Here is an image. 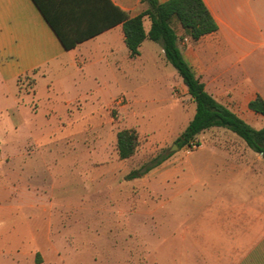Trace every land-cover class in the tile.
I'll use <instances>...</instances> for the list:
<instances>
[{
    "label": "rangeland",
    "instance_id": "1",
    "mask_svg": "<svg viewBox=\"0 0 264 264\" xmlns=\"http://www.w3.org/2000/svg\"><path fill=\"white\" fill-rule=\"evenodd\" d=\"M236 8L252 26L263 21L264 0H243ZM180 46L186 50L188 39ZM263 49L251 54L249 67ZM120 58L128 78L121 63L117 72L103 62L107 87L94 91L89 81L67 98L84 100L70 105H49L42 88L36 97L30 76L19 80L17 101L15 86L0 87V264L226 263L227 228L216 220L230 195L225 184L244 181L247 196H264L262 156L223 128L200 134L197 149L174 148L196 107L161 43L147 40L141 56ZM209 67L196 66L209 92L254 128L264 127L262 117L222 90ZM123 129L139 136L128 160L117 151ZM160 155L170 157L126 180ZM31 203L39 204L36 213H17ZM29 225L40 229L35 245Z\"/></svg>",
    "mask_w": 264,
    "mask_h": 264
},
{
    "label": "crops",
    "instance_id": "2",
    "mask_svg": "<svg viewBox=\"0 0 264 264\" xmlns=\"http://www.w3.org/2000/svg\"><path fill=\"white\" fill-rule=\"evenodd\" d=\"M43 1L64 36L70 42H78L77 46L72 50L65 48L35 0H0L1 88L10 84L15 86L13 96L17 101L19 80L30 76L35 81L36 97L38 89L42 88L47 93L45 97L49 105L61 107L84 100L80 99L81 95L67 98L72 92L79 93L89 81L93 83L94 91L107 87L103 62L117 72L121 63L125 71L123 75L128 78L129 66L124 64L120 56H125L128 61L133 58L126 44L123 24H114L116 14L111 4L130 17H135L148 8L146 3L141 0ZM166 1L159 0L160 3ZM204 1L217 21L219 30L206 35L197 44H190L188 40L183 55L197 77L205 83L208 92L203 71L196 68L198 63H208L210 76L216 78L222 90L231 93L250 114H257L249 109V103L257 95L264 99V56H257L254 68L247 63L252 53L264 47V18L252 26L242 16L241 10L235 9L243 0ZM140 50L142 53V46ZM189 56L201 58L192 59ZM202 56L211 58L208 60ZM236 70H239L240 76ZM117 75L111 76L116 85L120 83ZM185 89V94L189 95ZM209 93L219 101L217 95ZM257 115L264 119V116ZM246 187L244 181L225 184L230 195L225 198L228 201L224 203V217L216 218L219 224L222 220V225L227 228L223 248L225 264H264V196H247L241 191ZM38 206V203H31L17 213L25 218L28 209L36 213ZM11 211L10 205L7 212ZM38 231L40 229L34 226H27V232L34 240L33 245L37 243ZM217 246L220 248L219 244Z\"/></svg>",
    "mask_w": 264,
    "mask_h": 264
},
{
    "label": "trees",
    "instance_id": "3",
    "mask_svg": "<svg viewBox=\"0 0 264 264\" xmlns=\"http://www.w3.org/2000/svg\"><path fill=\"white\" fill-rule=\"evenodd\" d=\"M148 8L135 17L111 4L116 14L115 23H122L125 40L131 58L141 55V46L146 40L161 43L167 62L177 71L188 94L195 104L196 111L182 134L177 138L179 149L198 144L197 137L212 128L226 129L239 138L255 153L262 155L264 160V127L256 129L235 113L228 106L220 103L207 90L205 83L197 77L189 65L180 41L188 39L197 43L203 37L219 30V25L204 0H141ZM47 21L51 24L67 50H72L78 42H70L62 33L57 22L50 15L43 0H35ZM109 2V0H108ZM150 21L149 30L145 20ZM249 109L264 116V99L261 95L249 103ZM139 145L138 133L133 129H123L117 135V151L121 160L132 158ZM170 156L160 155L150 164L131 171L126 180L142 178L159 167Z\"/></svg>",
    "mask_w": 264,
    "mask_h": 264
},
{
    "label": "built area",
    "instance_id": "4",
    "mask_svg": "<svg viewBox=\"0 0 264 264\" xmlns=\"http://www.w3.org/2000/svg\"><path fill=\"white\" fill-rule=\"evenodd\" d=\"M199 147V145L198 144H192L190 147H188L189 149H197Z\"/></svg>",
    "mask_w": 264,
    "mask_h": 264
},
{
    "label": "water",
    "instance_id": "5",
    "mask_svg": "<svg viewBox=\"0 0 264 264\" xmlns=\"http://www.w3.org/2000/svg\"><path fill=\"white\" fill-rule=\"evenodd\" d=\"M174 148H177V144H174Z\"/></svg>",
    "mask_w": 264,
    "mask_h": 264
}]
</instances>
